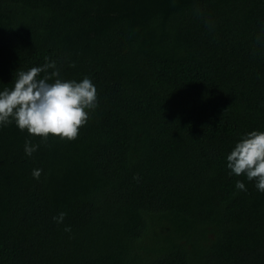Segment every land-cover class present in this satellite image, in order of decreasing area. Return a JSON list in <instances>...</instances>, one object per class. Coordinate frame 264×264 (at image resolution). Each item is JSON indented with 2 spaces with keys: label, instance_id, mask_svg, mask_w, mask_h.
Wrapping results in <instances>:
<instances>
[{
  "label": "trees",
  "instance_id": "trees-1",
  "mask_svg": "<svg viewBox=\"0 0 264 264\" xmlns=\"http://www.w3.org/2000/svg\"><path fill=\"white\" fill-rule=\"evenodd\" d=\"M49 61L99 106L72 140L0 127V264H264L226 167L264 131V0H0V88Z\"/></svg>",
  "mask_w": 264,
  "mask_h": 264
},
{
  "label": "clouds",
  "instance_id": "clouds-1",
  "mask_svg": "<svg viewBox=\"0 0 264 264\" xmlns=\"http://www.w3.org/2000/svg\"><path fill=\"white\" fill-rule=\"evenodd\" d=\"M98 106V88L91 78L65 79L55 61H49L16 72L11 87L0 88V127L14 124L18 130L41 140L50 135L72 140L87 123L89 110ZM38 147L26 139L25 155L32 156ZM226 167L230 176H243L264 193V131L253 129L242 134L226 156ZM41 172L35 168L31 174L39 179ZM235 188L247 191L240 179ZM66 215L60 211L53 220L63 223ZM65 230L71 231V226L65 225Z\"/></svg>",
  "mask_w": 264,
  "mask_h": 264
}]
</instances>
